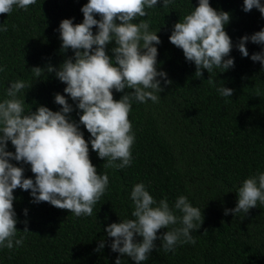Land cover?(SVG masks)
<instances>
[{
  "label": "trees",
  "instance_id": "1",
  "mask_svg": "<svg viewBox=\"0 0 264 264\" xmlns=\"http://www.w3.org/2000/svg\"><path fill=\"white\" fill-rule=\"evenodd\" d=\"M86 2L36 0L27 11L13 6L10 13H0V26L6 28L0 31V67L4 69L0 71V99L6 98L9 82L26 80L30 87L20 94L23 98L25 92V111H35L37 106L59 110L53 101L59 93L72 105L71 119L78 120L74 102L63 93L65 85L51 73L35 80L30 69L56 67L73 55L71 49L60 50L55 30L62 19L82 22L79 9ZM209 4L229 13L224 30L233 44L228 54L233 67L223 73L218 68L211 73L202 70L197 78L195 66L168 41L174 23L197 6L196 0H173L167 7L157 3L147 9V15L138 19L148 21L150 29L158 28L157 70L166 73L169 83L161 80L163 90L157 102L131 105L127 116L134 133L131 164L122 169L105 167L89 146L91 164L97 174L106 173L109 181L91 216L76 217L43 201L31 203L27 190H13L16 238L23 236V243L0 248V264H114L120 254L108 247L111 238L104 228L132 218L129 193L138 182L145 184L155 200L166 198L170 207L177 196L185 195L202 214L200 227L191 232L194 243H178L174 251L166 252L159 247L162 241L156 240L142 264H264V204L257 202L245 214H224V209L235 207L240 182L264 171V70L259 61L241 57L235 48L239 37L264 27V18L256 9L242 11V0H209ZM112 46L110 42L105 48L109 56ZM245 47L249 56L260 51V45L251 42ZM208 76L216 85L233 89L232 95L220 96L209 85ZM126 91L112 90L113 99ZM80 130L87 141L89 134L82 125ZM6 145L7 151H14L10 142ZM10 163L22 166L25 178L34 176L28 165ZM25 227L28 232H22ZM173 227L179 224L159 229L157 235ZM100 240L104 247L95 251ZM120 259V264H134L126 256Z\"/></svg>",
  "mask_w": 264,
  "mask_h": 264
},
{
  "label": "clouds",
  "instance_id": "2",
  "mask_svg": "<svg viewBox=\"0 0 264 264\" xmlns=\"http://www.w3.org/2000/svg\"><path fill=\"white\" fill-rule=\"evenodd\" d=\"M36 0H0V13L17 9L28 10ZM157 3L167 7L173 0H87L79 11L82 22L73 24L71 18L62 19L55 30L59 34L60 50L71 49L73 55L56 67H33L35 80L44 73L54 74L65 87L63 93L78 110V120L69 113L72 105L65 95L54 94L53 101L59 110L37 106L35 111H25L22 90L29 82L16 79L4 90L6 98L0 99V248L12 249L23 243L18 232L13 210V190H27L31 203L47 202L65 209L74 216H91L94 204L108 186V175L97 174L88 157L89 146L105 167L122 169L131 164V146L134 133L127 116L133 102H157L164 85L169 83L166 73L157 70V48L160 43L158 28L150 29L147 15ZM197 6L172 26L168 41L182 50L187 62L195 66L194 75L201 77L202 70L211 73L218 68L221 73L233 67L228 56L233 44L224 28L229 13L214 9L209 0H196ZM256 9L264 18V0H242V11ZM94 16H98L96 19ZM138 22H133L137 21ZM95 26V33L92 28ZM6 28L0 26V31ZM111 56L106 54V45ZM260 45V51L249 56L245 43ZM241 57L259 61L264 70V27L251 35L239 37L235 44ZM4 69L0 67V71ZM209 85L215 86L222 97H230L233 89L216 85L212 77ZM114 100L112 90L119 93ZM89 134L85 141L80 126ZM10 142L14 151L6 150ZM10 161L29 166L32 178H25L24 168ZM235 207L224 209V214L247 213L257 202L264 204V171L250 175L236 189ZM132 218L106 225L104 232L111 238L112 252L126 256L134 264L148 260L154 241H162L163 251H174L178 243H194L191 235L202 222L201 209L189 202L185 195L175 198L172 206L166 198L159 201L146 189L143 182L135 183L130 190ZM27 214V209L22 210ZM179 212L177 216L175 213ZM179 224L157 235V230ZM22 232H28L27 228ZM139 237V241H137ZM104 247L97 243L95 251ZM118 255L114 264H120Z\"/></svg>",
  "mask_w": 264,
  "mask_h": 264
}]
</instances>
